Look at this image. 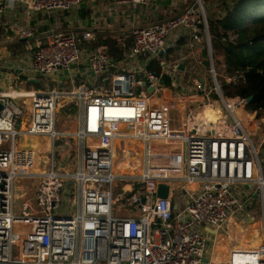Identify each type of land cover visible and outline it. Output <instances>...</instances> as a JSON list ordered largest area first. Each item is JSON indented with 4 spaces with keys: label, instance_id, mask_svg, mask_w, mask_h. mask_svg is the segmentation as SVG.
Returning <instances> with one entry per match:
<instances>
[{
    "label": "built area",
    "instance_id": "obj_1",
    "mask_svg": "<svg viewBox=\"0 0 264 264\" xmlns=\"http://www.w3.org/2000/svg\"><path fill=\"white\" fill-rule=\"evenodd\" d=\"M87 1L0 0V17L9 6H19L30 18L68 12ZM158 1L113 3L137 6L144 13ZM181 1L184 11L131 29L126 35L131 47L122 62L155 61L188 38L184 55L165 54L168 62H160L162 72L176 79L182 62L194 56V44L206 39L214 88L193 80V94L185 95L181 108L186 114L181 126L175 125L177 100L152 104L165 90L163 73L146 67L113 73L118 62L103 49H85L74 34L51 30L37 38L27 28L18 31L17 39L35 41L29 80L49 81L84 65L96 81L107 80L108 86L81 85L65 94L50 86L40 91L0 90V264H264V136L257 144L253 124L247 126L259 116L264 125V107L248 113L246 121L236 115L237 110L245 111L248 100L222 93L201 0L173 4ZM222 2L217 18L232 7V0ZM94 39L84 34L86 43ZM219 66L224 72L225 66ZM11 70H23L22 64L0 60V75ZM224 78L236 83V76ZM60 98L70 100L68 107L75 104L74 134L56 129L57 111L65 108ZM65 135L74 138V151L67 140L57 144ZM29 138L45 143L38 149L24 146ZM135 163L141 167L139 175L116 171L118 166L131 170ZM17 180L24 186L15 214ZM175 182L181 184L177 204L171 198ZM160 184L169 186L167 199L157 197ZM119 187L118 194L125 196L124 216L113 213ZM16 225L25 226L26 233L15 234ZM211 230L224 235L223 254H210Z\"/></svg>",
    "mask_w": 264,
    "mask_h": 264
},
{
    "label": "crops",
    "instance_id": "obj_2",
    "mask_svg": "<svg viewBox=\"0 0 264 264\" xmlns=\"http://www.w3.org/2000/svg\"><path fill=\"white\" fill-rule=\"evenodd\" d=\"M177 0H159L155 6L150 7L146 10V12L141 13L140 8L137 6H122L116 7L113 3V0H89L79 7H76L68 12H58L54 15H46L43 13L35 14L32 17H27L24 13L23 9L15 6H9L4 14L0 17V60L1 61H13L17 63H21L23 70L15 71H4L3 74L0 75V82L4 83L7 88L11 83L16 85V83L22 82L24 86L29 88L30 90H36L34 88L43 86H50L51 88L58 89L62 91V93L71 92L73 89L76 90L81 85L90 86L95 83L96 87H102L105 85V81L95 80L94 77L87 71L84 65L73 68L70 72H62L56 78L51 79L49 81L37 77L28 79V67L30 65L31 54L33 53V48L35 45L34 40H20L17 39V33L19 30L23 28H27L32 31L37 38L44 36L49 33L51 30H55L57 32H62L65 34H74L81 46L85 49H90L89 47H93L94 44H97L102 40V38L110 37L112 39H116L121 43L120 49H127L131 47V42L128 40L126 35L131 31L133 27L138 26H147L159 23L165 20L168 17H171L177 13L184 11L186 8V4L184 1H181L178 6H175ZM221 7L224 6L222 0H220ZM215 5V0H213V4H210L208 9H211ZM223 5V6H222ZM228 8V7H227ZM230 10V8H225L224 15ZM206 12V11H205ZM209 15V18H217V14L212 13ZM91 33L94 35V41L92 43H86L84 41V34ZM211 37V35H210ZM188 38L182 39L176 47L169 49L166 53L161 54L155 61L164 62V64L168 61L164 60V55L167 56L170 54L176 55H184L187 52L185 45L187 44ZM130 49V48H129ZM129 49L126 51L125 56ZM207 51V43L206 39L199 44H194V56H190L188 60L192 58L201 59L203 62V69L208 68L204 64L207 60H202L203 58V50ZM172 52V53H171ZM209 58L207 52V59ZM124 60V59H123ZM122 61L118 62L117 68L113 70V73L120 72L123 69L138 71L140 68H148L150 63H154L155 61L148 62L146 58H139L136 62L131 64H123ZM215 60H219L220 64L221 59L215 58ZM188 61L182 64H187ZM218 64V65H220ZM23 71V72H21ZM163 66H161L160 73H163ZM180 76L176 79H173L167 73H163L165 90L163 92L157 93L161 96V99L154 100L157 94L152 99V104L156 105L163 101L169 100H177L179 103L180 111L176 112L178 121L175 123L176 126L183 125L184 120H186V114L183 112L182 107H184L185 95L189 93H184V85L187 80L186 76V66L183 71H181ZM180 77V80H179ZM200 78V77H199ZM3 79V81H1ZM195 80V79H193ZM199 79L198 81H200ZM201 82V81H200ZM206 82V81H205ZM180 84L179 89L175 88V84ZM207 83V82H206ZM205 83V84H206ZM202 84V83H201ZM204 84V83H203ZM202 84V85H203ZM2 85V84H1ZM0 85V86H1ZM2 89L3 92H10L15 89L14 87L9 89ZM37 88V89H38ZM28 90V91H30ZM44 90V89H42ZM40 91V90H36ZM215 97V96H214ZM216 98V97H215ZM202 98H199V104H202ZM70 100L65 98V101L61 103L65 108L62 110V114L68 118L70 124V133H76L78 130L75 124L72 122V116H76V107L75 104L71 102L68 107V103ZM204 103V102H203ZM195 107H198L194 105ZM247 113V112H246ZM250 114V113H249ZM248 115V113H247ZM254 123V128H257V123L253 120L251 121L249 128H252V124ZM71 124L74 127H71ZM72 125V126H73ZM264 127V125H263ZM255 130V129H254ZM264 136V131H263ZM34 144L31 145L33 148H39L41 143H45L43 139L33 140ZM119 142V141H117ZM118 152H120V142L117 143ZM260 142V141H259ZM133 149L137 153H140V149L132 145ZM135 156V155H134ZM136 157V156H135ZM179 198L176 199L175 203L179 202ZM210 240H209V252L210 254L213 252L221 251L226 252V240L223 234H217L215 231L210 232ZM223 254V253H221Z\"/></svg>",
    "mask_w": 264,
    "mask_h": 264
},
{
    "label": "trees",
    "instance_id": "obj_3",
    "mask_svg": "<svg viewBox=\"0 0 264 264\" xmlns=\"http://www.w3.org/2000/svg\"><path fill=\"white\" fill-rule=\"evenodd\" d=\"M208 24L214 57L221 59L227 77L236 76V83H226L224 77L220 80L227 98L251 99L246 110L250 114L259 111L264 107V0H232L230 10L221 18H209ZM120 47L118 40L107 37L89 48L103 49L111 60L120 62L130 48ZM202 55L207 58L205 49ZM147 70L160 75L159 61L150 63Z\"/></svg>",
    "mask_w": 264,
    "mask_h": 264
},
{
    "label": "rangeland",
    "instance_id": "obj_4",
    "mask_svg": "<svg viewBox=\"0 0 264 264\" xmlns=\"http://www.w3.org/2000/svg\"><path fill=\"white\" fill-rule=\"evenodd\" d=\"M201 4H202L203 8L206 11L207 17H209V15L211 14L210 11H212V13H214V14H217V10L220 11V7H221L220 6V4H221L220 0H215V5L211 9H208L209 8L208 6L210 4H213V0H201ZM202 60H207V58L206 59L203 58ZM200 62H201V64H200ZM202 64H203V62L201 61V59H197L196 57L188 60V63L185 64L186 70H187V72L185 73L186 76H187V80L185 81V85H184V90L183 91H187V87H189V88H191L189 90V93L193 94V88H194L193 79L199 80L201 78H204L206 80L208 88H214V80L211 79L212 76L209 74L208 68L203 69ZM220 69L221 68L218 67L216 69V71H217V75H218V83L222 86L221 81H220L221 78H222L221 76L225 77L226 75L224 74V72H220ZM1 81H3V79H1ZM9 83L11 85L8 86V88H7V86L4 83L0 82V85L2 84L0 86V89H1V87L4 90L6 88L9 89L11 87L12 88L14 87L15 89H18V90H30L29 88H27L26 86H24V85H22L20 83H16L15 86H14L13 83H11V82H9ZM37 88L38 87H36L34 89L42 90V89H46L47 86L45 85L44 88H43V86H40L38 89ZM226 92L227 91L222 86V93L224 94L225 97H227ZM161 98L162 97L157 94V96L154 98V100L161 99ZM229 98H231V97H229ZM64 101H65V98H60L58 103H62ZM241 111H242V115L240 116L241 118L245 119V121L248 120V118L250 119V117L247 115V113H249V112L246 110V107H245V111H243V110H241ZM72 122H73V124H75V126L78 129V126H77L78 119L74 115L72 116ZM256 123H257V128H255V132L253 134V139L258 144L259 141H261L262 138H263L264 127L262 125V122L259 119H258V121H256ZM69 124H70V122H69L68 118H66L65 115L62 114V110L58 109V111H57V123H56L57 131L60 132V133L69 134L70 133ZM73 124H71V127H74ZM247 126H250V125L247 124ZM252 126L254 128V123H253ZM66 140L68 141L69 147L72 148V150L74 151V149H73L74 143H75L74 142V138L69 136V135L60 136V139L57 141V144L60 145V144L64 143ZM42 145L44 147L47 146L45 144H42ZM117 154L119 155V153H117ZM60 161H61V159L59 158V156H57L56 157V162H57L58 165L60 164ZM263 162H264V157H263ZM70 170L73 171L74 169H70ZM125 181H127L128 185L130 184L129 180H125ZM135 183H136L137 186H140L139 182H135ZM23 186H24L23 181L17 180L16 185H15V201H16L15 202V214H18V212H17L18 201L17 200L19 199L20 192H21V189L23 188ZM180 187H181L180 182L179 183L175 182L172 185L171 198H172V201H174V202L176 201L177 198L180 199V197H181V189H180ZM121 191H120V187H119L117 189V191H116V194L114 195L113 213L115 215H118V216H121V215L124 216L125 215L124 208H125V203L126 202H125V196L124 195H121V196L119 195V194H121L120 193ZM252 209H254L255 211L257 210V213H258L259 206L254 204ZM256 219H258V218H256ZM26 231H27V228L25 226H19V225L14 226V233L15 234H23V233H26Z\"/></svg>",
    "mask_w": 264,
    "mask_h": 264
},
{
    "label": "water",
    "instance_id": "obj_5",
    "mask_svg": "<svg viewBox=\"0 0 264 264\" xmlns=\"http://www.w3.org/2000/svg\"><path fill=\"white\" fill-rule=\"evenodd\" d=\"M210 42H211V40H210ZM211 45H212V43H211ZM161 54H163V52H162ZM204 64H205L206 66H208L209 62H208V61H205ZM216 64H217V65L220 64V61H219V60H216ZM184 68H185V65H184V64H181V66H180V70L183 71ZM200 81H201V83L203 84V83L205 82V79H204V78H201ZM105 85H106V87L108 86V81L105 82ZM153 91H154L153 88H149V89H148L149 94H152ZM250 100H251V99H248V102H249ZM1 110H2V105H1V103H0V111H1ZM168 196H169V186L166 185V184H160L159 187H158V191H157V197L160 198V199H167Z\"/></svg>",
    "mask_w": 264,
    "mask_h": 264
},
{
    "label": "bare ground",
    "instance_id": "obj_6",
    "mask_svg": "<svg viewBox=\"0 0 264 264\" xmlns=\"http://www.w3.org/2000/svg\"><path fill=\"white\" fill-rule=\"evenodd\" d=\"M236 115L238 116V117H240V115L238 114V110H237V112H236ZM123 130V129H122ZM38 138H29L27 141H25L24 143H23V145L24 146H29V147H31V145H33L34 144V142H33V140H37ZM120 142V141H119ZM119 142H117V143H119ZM31 148H33V147H31ZM34 149H37V148H34ZM119 149V148H118ZM117 156H118V154H117ZM116 171H119V172H121L122 174H124L125 172H127V173H136V175H139L141 172V167L139 166V164L138 163H135V165L133 166V168L131 169V170H128V169H126L125 167H119L118 166V168H117V170Z\"/></svg>",
    "mask_w": 264,
    "mask_h": 264
}]
</instances>
